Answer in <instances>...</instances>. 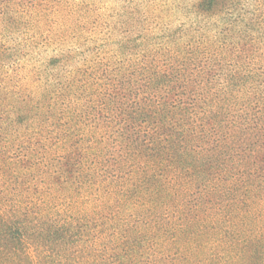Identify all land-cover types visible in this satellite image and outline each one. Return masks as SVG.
Listing matches in <instances>:
<instances>
[{
  "label": "trees",
  "instance_id": "trees-1",
  "mask_svg": "<svg viewBox=\"0 0 264 264\" xmlns=\"http://www.w3.org/2000/svg\"><path fill=\"white\" fill-rule=\"evenodd\" d=\"M189 68L104 63L66 107L0 110V264H264V233L241 231L264 196V111L198 117Z\"/></svg>",
  "mask_w": 264,
  "mask_h": 264
},
{
  "label": "rangeland",
  "instance_id": "rangeland-1",
  "mask_svg": "<svg viewBox=\"0 0 264 264\" xmlns=\"http://www.w3.org/2000/svg\"><path fill=\"white\" fill-rule=\"evenodd\" d=\"M200 2L0 0L1 113L14 117L50 95L49 107H66L57 93L81 84L85 71L150 55L188 61L199 74L193 82L198 117L212 118L220 108L234 111L221 114L237 124L244 113L262 116L264 0H231L213 15ZM248 205L241 231L264 233V196Z\"/></svg>",
  "mask_w": 264,
  "mask_h": 264
}]
</instances>
